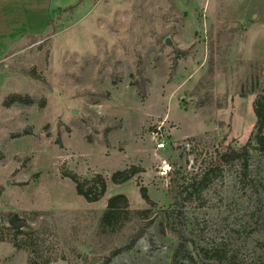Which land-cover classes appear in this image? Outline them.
Returning a JSON list of instances; mask_svg holds the SVG:
<instances>
[{
    "label": "rangeland",
    "instance_id": "rangeland-1",
    "mask_svg": "<svg viewBox=\"0 0 264 264\" xmlns=\"http://www.w3.org/2000/svg\"><path fill=\"white\" fill-rule=\"evenodd\" d=\"M45 4L0 0V234L14 218L38 231L43 256L65 258L49 264H102L139 224L98 230L122 194L153 220L108 264H171V231L186 242L175 264H264V151L251 141L215 163L254 135L264 0ZM13 96L31 103L8 105ZM96 176L105 191L87 203L75 182ZM26 259L0 242V264Z\"/></svg>",
    "mask_w": 264,
    "mask_h": 264
},
{
    "label": "trees",
    "instance_id": "trees-1",
    "mask_svg": "<svg viewBox=\"0 0 264 264\" xmlns=\"http://www.w3.org/2000/svg\"><path fill=\"white\" fill-rule=\"evenodd\" d=\"M36 1L40 0H23V2L29 6H36L39 8H44V6L47 7V4H45L46 0H43L40 3ZM72 8H74V6H72L70 9ZM257 86L259 87L258 82H256L255 87ZM253 91L255 93V97L252 102V113L254 117V135L252 139L239 149L227 147L224 152L218 153L216 155L217 158L215 160V163L221 164L224 162L235 161L243 156H246L248 154V148L251 145V141H253L259 151H264V91H257V88H254ZM14 102L28 105L31 103V100H29V98L21 99L19 97L13 96L8 102V105ZM132 173L133 171L123 174L115 173L111 179L112 181L117 183L118 177L124 175V177L121 179V181L124 183L129 180ZM75 190L77 195L81 196L87 203H94L102 197L105 191V184L99 176H96L91 185L87 187H84V184L75 182ZM139 193L142 200L147 205H152L151 200L147 196L145 188L141 187ZM131 215H133V217H135L139 221L134 234L130 236V240L123 246L116 248L105 259V261H103L102 264H108L110 260L118 255L122 250L131 248L134 245L135 241L143 234V232L146 231L153 220L151 212L148 209L131 212L129 210L128 200L122 194H117L107 199L105 209L101 212L98 220V230L100 232L115 233L117 231H120L123 228V221L128 222V217ZM1 230L5 231L6 234H0V242L9 243L16 250L25 251L27 253L26 264H49L57 260L65 259L63 255H54L53 257L42 255L40 242L38 243V231L27 232L10 227H2ZM171 234L174 235V237L178 241L171 257V264H175L178 256L182 254L183 251H185L186 242L177 232L171 231ZM19 236H23L24 238H19L18 240L17 238Z\"/></svg>",
    "mask_w": 264,
    "mask_h": 264
},
{
    "label": "water",
    "instance_id": "water-1",
    "mask_svg": "<svg viewBox=\"0 0 264 264\" xmlns=\"http://www.w3.org/2000/svg\"><path fill=\"white\" fill-rule=\"evenodd\" d=\"M15 219L14 218H11L10 220H9V224H11V226L13 227V228H15V229H20L19 228V226H16V224H15Z\"/></svg>",
    "mask_w": 264,
    "mask_h": 264
},
{
    "label": "built area",
    "instance_id": "built-area-1",
    "mask_svg": "<svg viewBox=\"0 0 264 264\" xmlns=\"http://www.w3.org/2000/svg\"><path fill=\"white\" fill-rule=\"evenodd\" d=\"M157 147H162V145H160V146L157 145Z\"/></svg>",
    "mask_w": 264,
    "mask_h": 264
}]
</instances>
